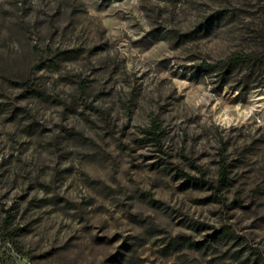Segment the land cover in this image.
Instances as JSON below:
<instances>
[{"label": "rangeland", "instance_id": "1", "mask_svg": "<svg viewBox=\"0 0 264 264\" xmlns=\"http://www.w3.org/2000/svg\"><path fill=\"white\" fill-rule=\"evenodd\" d=\"M0 264H264V0H0Z\"/></svg>", "mask_w": 264, "mask_h": 264}, {"label": "trees", "instance_id": "2", "mask_svg": "<svg viewBox=\"0 0 264 264\" xmlns=\"http://www.w3.org/2000/svg\"><path fill=\"white\" fill-rule=\"evenodd\" d=\"M257 62V56L255 54L251 53H236L228 57L226 60H221L216 63L211 62H203L202 63V69L208 73H217L222 77V84L226 85L228 83V80L225 78L227 74L230 73L231 70L234 68L243 66L246 67V70H249L250 73L253 72V67L256 65ZM157 123L153 122L152 127L148 130H146L149 134L154 135L153 139L156 141H159V134L157 133ZM221 181L227 182V172L224 169H222L221 172ZM13 217L11 214L6 215V217L3 219L1 228L3 231L6 232V234L10 233V227L12 224Z\"/></svg>", "mask_w": 264, "mask_h": 264}]
</instances>
